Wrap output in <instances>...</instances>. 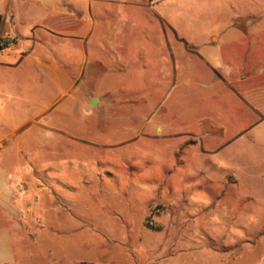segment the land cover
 Returning a JSON list of instances; mask_svg holds the SVG:
<instances>
[{"label": "rangeland", "instance_id": "1", "mask_svg": "<svg viewBox=\"0 0 264 264\" xmlns=\"http://www.w3.org/2000/svg\"><path fill=\"white\" fill-rule=\"evenodd\" d=\"M221 1L245 14L236 0L166 3L178 29L162 31L145 56L119 52L114 80L125 91L113 92L110 74L99 84V66L89 68L56 129L39 126L33 110L0 108V160L16 161L17 151L25 168L10 180L26 231L13 264H264V253L239 250L264 233V92H237L235 82L263 68L236 64L242 45L223 59L198 49ZM250 1L264 12V0ZM261 16L249 47L259 63ZM133 35L136 50L145 42ZM77 54L67 73L78 71ZM32 88L0 85V102Z\"/></svg>", "mask_w": 264, "mask_h": 264}, {"label": "crops", "instance_id": "2", "mask_svg": "<svg viewBox=\"0 0 264 264\" xmlns=\"http://www.w3.org/2000/svg\"><path fill=\"white\" fill-rule=\"evenodd\" d=\"M171 1L0 0V38L11 35L17 43L14 51L0 54V85L12 82L33 86L25 95L20 94L22 91L16 95L7 94L9 101L0 102V108L11 109L12 113L20 115L33 110L32 114L41 119L39 126L52 125L49 128L56 129L54 116L70 112L71 103L80 92L78 86L87 79L89 68L98 66L99 84L104 82L105 75L110 74L113 92H124L125 84L114 80L115 66L122 56L119 52L131 50L145 56V52L156 49L150 46L151 41L160 39L171 29L177 30L176 26L171 24L172 28L168 24L169 17L163 10V6ZM92 2L99 3V10L96 5L90 4ZM236 3L239 5L236 9H244V15H235L232 9L229 13L222 1L216 4L217 10L209 19L211 27L206 29L198 49L204 51L205 56H212L210 52L214 50L223 59L230 56L231 51H240L237 46L242 45L244 54L236 56L240 60L236 64H260L263 70L236 80L240 84L236 90L263 95L264 87L258 84L264 83V62H254L258 60V55L256 52L249 53V47L258 43L255 33L262 27L260 22L264 12L252 9L253 2L250 0H236ZM239 22L246 24L243 26ZM127 28L131 29V35ZM137 33L143 36L145 44L140 43V48L132 50L127 46V40ZM170 45L171 50L178 51V42ZM73 50L80 57V67L76 73H67V67L72 65ZM226 51L230 52L224 55ZM94 100L96 104L97 98L94 97L87 103L88 106ZM15 157L16 161H9L10 165L8 161L0 160V264H13L15 239L22 246L25 243V227L18 218L21 200L14 194L15 187L10 183L12 178L16 183L25 168L18 166L21 156L17 151ZM239 250L246 256L263 254L264 233L253 242L241 245Z\"/></svg>", "mask_w": 264, "mask_h": 264}, {"label": "built area", "instance_id": "3", "mask_svg": "<svg viewBox=\"0 0 264 264\" xmlns=\"http://www.w3.org/2000/svg\"><path fill=\"white\" fill-rule=\"evenodd\" d=\"M16 39L11 35L0 38V54L10 53L16 48Z\"/></svg>", "mask_w": 264, "mask_h": 264}, {"label": "water", "instance_id": "4", "mask_svg": "<svg viewBox=\"0 0 264 264\" xmlns=\"http://www.w3.org/2000/svg\"><path fill=\"white\" fill-rule=\"evenodd\" d=\"M95 102H96V100H94V101L90 104V106H94V105H95Z\"/></svg>", "mask_w": 264, "mask_h": 264}]
</instances>
